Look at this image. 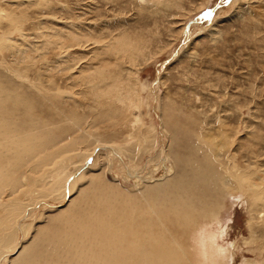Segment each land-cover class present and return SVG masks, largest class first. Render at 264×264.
I'll return each mask as SVG.
<instances>
[{"label":"rangeland","instance_id":"1","mask_svg":"<svg viewBox=\"0 0 264 264\" xmlns=\"http://www.w3.org/2000/svg\"><path fill=\"white\" fill-rule=\"evenodd\" d=\"M0 87L36 129L34 147L1 167L12 236L0 264L70 216L105 236L152 229L147 244L209 264L198 242L209 216L196 227L133 207L209 167L218 174L197 188L212 186L198 189L215 202L212 247H228L227 264H264V0H0Z\"/></svg>","mask_w":264,"mask_h":264},{"label":"bare ground","instance_id":"2","mask_svg":"<svg viewBox=\"0 0 264 264\" xmlns=\"http://www.w3.org/2000/svg\"><path fill=\"white\" fill-rule=\"evenodd\" d=\"M14 92L16 91L13 90L12 92L11 90L9 91L7 89H4L3 87H0V186L1 184H3L2 183L3 174L1 173L2 170L1 167H3V162H5V160L8 161L7 163L9 165V168H12L13 166L15 167L19 163L22 154H24L30 147L29 145L31 144L28 145V142H32V141L35 142L33 138H35L34 132L36 129L33 132L32 128L34 129V127H32V125L28 123L23 122L22 120L20 121L17 115V107H18L17 104L19 99L14 95ZM36 138H38V135H36ZM41 140L42 141H37L36 143L38 142L42 143L44 141L43 138H41ZM31 147L33 148L34 146L31 145ZM193 172L194 174L187 172L185 173V175H181L177 180H167L161 182L162 184L157 183L156 185H153L152 187L148 188L147 196L144 197L145 201L143 204L141 200L139 202L134 201V206H133L135 207L134 211L136 209L140 210V214L144 216L146 213V208L149 207V210L152 211L151 214L157 213L160 216V218H163L164 216L167 217V214L170 211H172L176 213L178 219H181L183 223H186L185 221H189V220L191 223L192 221L195 220L196 227L199 217L207 218V216H209L208 217L209 222L204 223V225L202 226L205 230V233H201L200 232L201 229L200 230L198 229L199 230L198 242L201 243V245L204 244V241L207 243L205 247L208 248L207 259L209 264H214L217 258L220 259V261H217L218 264H227L226 253L228 247H225L224 245H223L224 247L221 246L216 248L212 247V244H214L213 243L214 233H212L211 228L210 229L208 228V226L211 225L213 221L215 222L214 218L212 219L210 218L213 217V215H216L213 213L216 208L212 206V204H215V202L208 201L206 199V196H203L202 191L205 189L204 188L205 186L207 188H211L212 186L209 187L208 186L209 184L205 185L204 183L203 186L197 188L198 182H200L203 179V177H204L203 182L209 181V178L206 179V176H213L218 174L217 170H215V168L209 167V169L206 172L195 169ZM205 173L207 175H204ZM199 175H201V177H199ZM220 177H221V181H220L221 183H223L224 180L225 181L227 180V178L224 176L222 177L220 175ZM218 186H219L218 189L219 192L209 189L210 191L208 193L220 194V192L223 190V187L217 184V187ZM224 186H226V184ZM100 201L102 202V197ZM255 201L258 202V200ZM210 206H212L214 209H212V211L206 212V210ZM71 217L72 216L67 218V221H65L66 226H64L62 230L57 229L56 232L53 231L54 232L53 235L51 234L44 236L43 239L40 238L38 240V244L36 243V245L33 247L34 252L33 250L29 252L27 251L25 256L23 255V257L18 262L16 261L17 263L16 262L13 263L15 264H180L181 263L182 264V258L180 256L174 257L173 255L170 254L171 253L170 250L167 249L168 250L167 251L162 247H159L160 246L159 240L154 239V242L156 241L154 245L153 243L151 245L146 243L147 242L146 240L150 238L148 236L153 235V232L151 231L152 229L148 230L149 232L148 236L146 235L147 233H145V235H142L140 233L137 234L136 232H132V233L130 232L133 235H130L129 238L128 236L118 238L117 236H113V235L105 236L103 235V233L101 234L99 232H96L100 225L98 227H94V225H90L85 219H83L82 221H77L75 222L74 225H71L72 223ZM6 222L3 223L6 224ZM146 223L148 225V222ZM128 224L129 223H127V225ZM103 225L104 224H102V226ZM130 225L131 227H133L132 224ZM4 226H0V240L1 239L6 240V238H8L11 235L9 232H7L8 234H10L9 236L5 233L6 228ZM137 231L139 232V229H137ZM221 234H222V230H220V236ZM145 237H147V239H145ZM152 237L151 239H149V243H151L150 241L152 240ZM6 245L7 244H5V248ZM155 246L158 249V252L153 251L154 249L152 248H154ZM213 249L216 250L214 251Z\"/></svg>","mask_w":264,"mask_h":264}]
</instances>
